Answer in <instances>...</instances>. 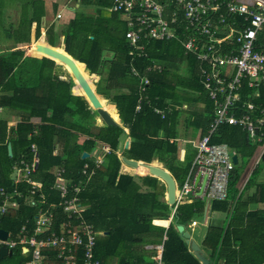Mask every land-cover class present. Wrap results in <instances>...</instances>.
Segmentation results:
<instances>
[{"label": "trees", "instance_id": "obj_1", "mask_svg": "<svg viewBox=\"0 0 264 264\" xmlns=\"http://www.w3.org/2000/svg\"><path fill=\"white\" fill-rule=\"evenodd\" d=\"M80 3L67 23L56 20L47 26L45 0H20L19 19L15 21H8L10 15L0 11V32L7 40L0 41L4 45L0 48V191H13L15 167L22 158L32 159L31 145L36 143L40 163L34 177L43 182L47 202H58L59 192L51 189L57 167H65L67 176L78 181L84 176L82 166L90 161L89 157L83 158L84 152L91 153L102 142L114 150H124V137L130 139V157L156 161L159 166L163 163L182 182L197 153L192 141L207 134L214 117V101L203 87L197 56L186 53L176 39L150 41L141 52L126 36L129 25L124 11L109 10L113 0ZM58 7L56 0L54 14ZM136 10H141L138 5ZM223 13L225 30L217 35L225 38V50L237 49L244 18L224 10ZM33 33L35 39L45 33L46 42L53 46L63 39L64 49L83 62L79 63L86 65L90 74L99 76L97 92L103 95L105 107L116 119L114 106L118 110L122 126L97 125V111L83 95L74 92L70 73L50 57L28 54ZM257 44L256 48L261 49L264 32L258 34ZM202 67L207 68L208 64L202 63ZM75 90L83 93L79 85ZM242 95L243 100L251 99L264 106V86L258 95L249 88H244ZM8 115L18 117L16 126L9 128ZM34 117H39V121H33ZM84 136L82 142L80 138ZM212 142H226L239 155V164L231 172L228 197L211 202L200 198L185 201L175 211L167 202L166 186L158 177L140 168L135 170L138 175L120 173V157L115 152L106 154L81 194L83 203L88 205L85 218L103 232L97 238L95 258L109 264H157V245L163 244L165 264H203L176 225L182 223L190 229L192 221L198 223L211 204L213 212L225 215V221L207 227L202 240L211 264H264V180L258 181L264 177V154L240 188L242 173L258 143L252 142L240 126L229 124L218 129ZM122 167L134 170L126 163ZM26 186V182L21 184L24 190ZM26 192L27 189L23 191ZM1 198L2 195L0 203ZM17 199L20 207L8 208L0 221V226L14 238L23 236V225L27 234H32L38 211L25 204L23 197ZM58 212L59 220L64 219L65 214ZM171 217L168 227L154 223L155 219ZM14 251L22 254L21 249ZM49 253L52 262L48 264H61L55 251Z\"/></svg>", "mask_w": 264, "mask_h": 264}, {"label": "built area", "instance_id": "obj_2", "mask_svg": "<svg viewBox=\"0 0 264 264\" xmlns=\"http://www.w3.org/2000/svg\"><path fill=\"white\" fill-rule=\"evenodd\" d=\"M137 5L140 11L136 10ZM109 10L124 11L129 25L126 36L135 49L143 52L150 41L176 39L186 53L197 56L203 87L214 101V117L207 134L192 141L197 153L189 173L178 184L174 211L180 203L198 198L225 200L231 172L237 164L229 144L212 142V136L222 125H237L264 151V106H258L251 99L243 100L242 95L246 87L254 91L264 86V44L261 49L256 48L258 34L264 30V0H113ZM223 10L244 18V29L237 36V49L225 50V38L217 35L225 30ZM57 15L62 17L60 12ZM202 63L208 67H202ZM157 112L165 115L161 110ZM31 151L32 159L22 158L21 164L15 167L13 191H0V221L8 208L20 207L17 198L23 197L25 204L38 208L34 230L29 235L23 225L20 232L23 236L14 238L9 232L7 238L0 237V247L27 246L31 253L28 264H48L50 251H55V258L61 264H109L95 258L100 232L85 218L88 205L83 203L81 194L106 154L120 152L101 143L94 155V165L86 162L81 168L84 176L78 181L67 176L65 167H57L51 189L59 192V201L48 203L42 191L43 182L34 177L40 163L36 143L31 145ZM24 182L26 193L18 189V184ZM200 188L203 191L198 194ZM60 210L65 214L62 220L58 217ZM196 224L197 221H192L190 226ZM154 259L157 264H165L163 244L157 245Z\"/></svg>", "mask_w": 264, "mask_h": 264}, {"label": "water", "instance_id": "obj_3", "mask_svg": "<svg viewBox=\"0 0 264 264\" xmlns=\"http://www.w3.org/2000/svg\"><path fill=\"white\" fill-rule=\"evenodd\" d=\"M37 51H40L43 53V56L50 57L56 62H59L63 64L72 78L74 79L75 85L73 87V90L76 94L83 95L89 102V104L92 106L94 110L97 111V113L100 116V119L106 124V125H112V126H122L121 121H118L113 114L108 110L103 101L102 96L97 92L95 84L90 82L88 78L82 73L80 67L78 66V61L76 58H74L71 54H69L65 49H62L60 46H53L46 41L38 42L36 44ZM81 63V62H80ZM76 85H79L81 89L83 90V93H78L75 88ZM119 116V114H118ZM120 120V118H119ZM125 132H128L127 128H124ZM125 142V148L121 151V159L123 162L127 163L128 165L140 168L148 171L151 175L156 176L163 180L167 187L166 192V199L167 202L173 206L176 203V190H177V184L176 179L173 176V174L163 166H159L156 163H150L145 162L140 159H136L133 157H130L128 154V148L130 146V139L128 137H124ZM9 153L12 154V146L9 144ZM232 156L235 164H239V155L235 151H232ZM89 156L88 152L83 153V158H86ZM203 191V188H200L198 190V194H201ZM177 230L181 233V235L184 237L186 243L189 245L190 250L197 256V258L203 263V264H211L210 257L206 254L202 246L193 238L192 232L186 225L182 223H178L176 225ZM0 237L1 238H7L8 237V231L4 228L0 227ZM13 251L12 249H9L8 247L1 246L0 247V259H2L4 256L9 255L12 256Z\"/></svg>", "mask_w": 264, "mask_h": 264}, {"label": "crops", "instance_id": "obj_4", "mask_svg": "<svg viewBox=\"0 0 264 264\" xmlns=\"http://www.w3.org/2000/svg\"><path fill=\"white\" fill-rule=\"evenodd\" d=\"M19 2H20V0H7V2H1L0 4H1V8H0V11H1V9H3V11H6V14H8V15H10V17L9 18H7V20L8 21H14V19L12 20L11 19V14L12 13H14V12H18V7H17V5L19 4ZM54 2H55V0H45V5H46V10H47V14H46V16H45V18H44V25L45 26H47V25H49V24H51L53 21H56L57 20V17H56V15L57 14H54V10H52L51 9V6H53L54 5ZM57 13H58V11H57ZM63 13V12H62ZM19 14V13H18ZM74 16V12H73V10L72 11H67V12H65V20L63 21L64 23L66 22H68L72 17ZM45 34V33H44ZM44 37V39H43V41H46V39H45V35L43 36ZM42 40H40V39H35L34 38V33L32 34V39H31V42L29 43V45H28V47H29V49H28V54H30V55H42L43 53H41L40 51H37V48H36V44L38 43V42H43ZM62 42H63V39H62ZM79 61V60H78ZM58 63V62H57ZM81 63H83V62H81ZM59 64V63H58ZM84 65H85V63H84ZM78 66L80 67V69H81V71H82V73L88 78V80H90V82H92L93 83V80H94V78H95V76H98V75H96V74H90L87 70H86V65H85V67H83L79 62H78ZM99 80V76H98V79L96 80V81H98ZM94 84V83H93ZM96 85V84H95ZM247 88V87H246ZM96 89H97V87H96ZM251 91H253V90H251ZM100 96H102L103 97V95H101L100 94ZM105 99V98H104ZM107 100V99H106ZM112 105V104H111ZM112 106H114V105H112ZM114 111H115V113L117 114V116H118V113H117V111H116V108H115V106H114ZM3 112H0V114H2ZM8 117H9V128H11L12 126H16V123H17V120H18V117L17 116H14V115H8ZM99 117V118H98ZM96 118H98V119H100V116H99V114L96 116ZM39 117H34L33 118V121H36V122H38L39 121ZM102 121V120H101ZM118 121H120L119 120V116H118ZM103 122V121H102ZM121 123V122H120ZM105 123L103 122V124H98L97 123V125H104ZM121 125H122V123H121ZM9 132H10V129H9ZM85 138V136L84 137H81L80 138V140L82 141L83 139ZM129 139V138H128ZM83 142V141H82ZM103 143V142H102ZM107 144V143H106ZM100 147H101V144H99L98 146H96L95 148H94V150L90 153V152H88L89 153V158H90V161H88L92 166L94 165V155H95V153L100 149ZM261 148L262 146L261 145H259L258 144V146H257V148H256V150H255V152H254V155L252 156V158L250 159V162L248 163V165L245 167V169H244V171H243V173H242V176H241V179H240V181H239V184H238V186L240 187V188H242L244 185H245V183H246V181L248 180V178L250 177V175H251V172L253 171V169L256 167V165H258L260 162H261V159H262V156H263V154H264V151H263V149L261 150L262 152H260V153H258V148ZM59 148V147H58ZM123 148H125V142H124V144H123ZM195 148V147H194ZM263 148V147H262ZM185 151H186V140H183L182 142H181V158L182 159H184V156H185ZM87 152V151H86ZM240 160V159H239ZM158 161H160L161 163H162V161L160 160V159H158ZM156 161H154V163H155ZM123 163H125V162H123ZM127 164V163H126ZM122 165L123 164H121V167H120V173H123V172H126V173H131L130 171H131V169H127V168H123L122 167ZM161 166H163V163L161 164ZM164 167V166H163ZM134 168V170L133 171H135L136 170V168L135 167H133ZM36 173H37V171H36ZM132 174V173H131ZM150 174V173H149ZM13 175H14V173L12 174V177H13ZM38 180V179H37ZM264 180V177H260V178H258V181L259 182H261V181H263ZM40 181V180H39ZM27 187V186H26ZM177 188H178V190H179V187L177 186ZM20 189L22 190V191H26V189L24 190V189H22L21 188V185H20ZM228 197V196H227ZM211 204H209V206H207V211H206V214H205V216L202 218V219H197L198 220V223L194 226V227H192V226H190V231L192 232V236H193V238L202 246V240H203V238H204V236H205V233H206V230H207V227L209 226V225H211V224H220L221 222H223V221H225V215H223L222 213H219V212H213L211 209ZM162 219H155L154 220V223H156V224H161V225H164V226H166V227H168L169 225H170V223H171V218L170 219H163L162 221H164V222H166V223H163L162 221H161ZM100 234H103V232H100ZM99 234V235H100ZM15 249H21V255H20V257H21V259L22 260H25V262H26V264H28V262H29V260H30V258H31V253H30V251H28V247L27 246H17V247H15L14 249H12V251H13V254H14V250ZM204 249V248H203ZM205 251V250H204ZM12 254V255H13ZM48 255H49V257H48V261L49 262H52V255L50 254V253H48ZM7 257H10L9 255H6V256H4L2 259H0V261H2V260H4V259H6ZM48 261H47V263H48ZM3 263V262H2Z\"/></svg>", "mask_w": 264, "mask_h": 264}, {"label": "rangeland", "instance_id": "obj_5", "mask_svg": "<svg viewBox=\"0 0 264 264\" xmlns=\"http://www.w3.org/2000/svg\"><path fill=\"white\" fill-rule=\"evenodd\" d=\"M56 1V0H55ZM58 2H59V7L57 8V11H58V13L60 12L61 14H62V17L60 18V17H58V15H56V17H58V23H61V22H63L64 20H65V12H67V11H72L73 10V12H74V10H75V7H77V6H80L81 5V3H80V0H57ZM51 9L53 10V6H51ZM92 9V8H91ZM56 12V11H55ZM63 12V13H62ZM58 13H56V14H58ZM11 19L13 20L14 19V21L15 20H18L19 19V14H18V12L16 11V12H14V13H12L11 14ZM59 27H60V25H59ZM262 32H264V31H262ZM45 34L43 33L42 34V36L39 38V39H44V36ZM0 41L1 42H4V43H6L7 42V40H6V38H4L3 37V35H2V33L0 32ZM6 46V45H5ZM58 46H60L62 49H64V44H63V42H61ZM2 47H4V45H2V44H0V48H2ZM59 63V62H58ZM59 65H61L62 67H63V69H65L66 71H68L67 69H66V67L63 65V64H61V63H59ZM98 79V76H95V78H94V80H93V83L94 84H96V80ZM96 86V85H95ZM261 87H263V86H260L259 87V89H255L254 91H253V93L254 94H256L257 93V91L259 92L260 91V88ZM98 115V114H97ZM96 115V116H97ZM99 118V117H98ZM98 118H96V123H98V124H103V122L101 121V119H98ZM198 140V139H197ZM196 140V141H197ZM252 141V140H251ZM253 142V141H252ZM263 148L261 147H259L258 148V153H260V152H262L261 150H262ZM193 155V154H192ZM238 165V164H237ZM132 174H136V175H138V173H136L135 171H133V170H131L130 171ZM166 186V185H165ZM165 198H166V191H165ZM2 262L3 263H5V264H26V262H25V260H22L21 259V257H20V255H19V252L18 251H15L14 252V254L12 255V256H10V257H7L6 259H4V260H2V261H0V264H2Z\"/></svg>", "mask_w": 264, "mask_h": 264}, {"label": "clouds", "instance_id": "obj_6", "mask_svg": "<svg viewBox=\"0 0 264 264\" xmlns=\"http://www.w3.org/2000/svg\"><path fill=\"white\" fill-rule=\"evenodd\" d=\"M195 147V146H194ZM114 150V149H113ZM116 150V149H115ZM116 151H119V149H117ZM234 151V150H233ZM114 152V151H113ZM120 152V154L118 155L119 157H120V159H121V151H119ZM115 153H117V152H115ZM105 158V157H104ZM121 161H122V159H121ZM150 163H154V162H150ZM193 163V162H192ZM122 164H123V161H122ZM165 168V167H164ZM191 168V167H190ZM167 169V168H166ZM190 170V169H189ZM188 173H189V171H188ZM187 173V174H188ZM151 175V174H150ZM54 176H55V170H54ZM174 176V175H173ZM187 176V175H186ZM69 177V176H68ZM160 179V178H159ZM176 179V178H175ZM185 179V178H184ZM161 180V179H160ZM164 184H165V182L163 181V180H161ZM181 182H178V180L176 179V184L178 185V184H180ZM54 184V183H53ZM166 185V184H165ZM53 186V185H52ZM166 192H167V187H166ZM167 200V199H166ZM195 200V199H194ZM194 200H192V201H190V202H193ZM176 201H177V190H176ZM208 201V200H207ZM214 201V200H213ZM208 202H211V201H208ZM181 204V203H180ZM175 205H176V203H175ZM175 205H173V209H174V207H175ZM178 207V206H177ZM171 219H172V217H171ZM1 227V226H0ZM99 232V231H98Z\"/></svg>", "mask_w": 264, "mask_h": 264}, {"label": "bare ground", "instance_id": "obj_7", "mask_svg": "<svg viewBox=\"0 0 264 264\" xmlns=\"http://www.w3.org/2000/svg\"><path fill=\"white\" fill-rule=\"evenodd\" d=\"M178 189V188H177Z\"/></svg>", "mask_w": 264, "mask_h": 264}]
</instances>
